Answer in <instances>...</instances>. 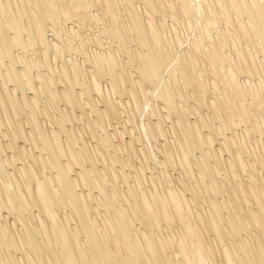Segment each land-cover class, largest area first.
<instances>
[{
  "label": "bare ground",
  "instance_id": "bare-ground-1",
  "mask_svg": "<svg viewBox=\"0 0 264 264\" xmlns=\"http://www.w3.org/2000/svg\"><path fill=\"white\" fill-rule=\"evenodd\" d=\"M155 1H144L150 11L135 0H0V106L8 108L0 113V264H264L262 234L258 238L250 232L240 241L230 240L229 246L221 245L223 236H241L245 225L259 230L264 226L259 211L248 210L253 205L245 208L251 201L263 207L264 189H257L262 181L264 186V146L252 136L264 135V56L260 60L249 43L243 48L238 44L235 57L226 54L225 46L237 43L225 39L227 32L219 39L207 26L188 49L174 53L183 40L175 26L179 18L171 15L175 20L171 23L163 16L155 19V14L166 11ZM119 2L131 10L128 20L137 34L131 36L139 47L123 48L131 40L125 34L127 21L125 33L121 29L126 38L112 25L99 33L105 34L109 46L112 37L119 40L127 60L119 48L107 49L102 39L84 37L80 31L92 20L97 22L99 10L111 14L119 27L124 23L116 21ZM232 2L237 13L249 15L247 21L238 14L242 21L233 28L244 37L258 35L261 41L254 44L264 54V0H217L212 5L227 18L232 7L224 9L223 4ZM213 7L205 6L204 11ZM218 15H206L207 24L217 23ZM68 20L77 28L67 25ZM49 31L56 37L50 38ZM202 59L210 62L205 70L215 77L221 74L218 62L230 64L224 65L229 66L226 76L221 74L223 87L214 83L213 98L212 82L198 73L203 71L197 63ZM169 65L172 69L166 75ZM243 73L248 78L241 80ZM105 77L108 81L103 83ZM154 92L157 101L148 95ZM203 107L206 113L200 111ZM144 138L154 142L151 147L138 146ZM122 153L138 158L140 165ZM150 161L156 170L147 175ZM170 166L179 170V176L170 173ZM219 170L227 173L228 199L209 198L203 205L199 189L207 190L201 184L198 189L192 186V197H187L193 179L201 175L197 179L202 183L209 171L218 176ZM244 174L253 179L249 181L258 180L245 183ZM214 178L205 189L215 196L223 193L225 184ZM239 179L253 197L248 205L241 202L246 197L239 199ZM234 188L240 192H232ZM230 196L249 216L242 217L239 203L235 205L240 213L232 210ZM239 214L252 221L251 226L243 225L246 221ZM208 233L214 237L207 242Z\"/></svg>",
  "mask_w": 264,
  "mask_h": 264
},
{
  "label": "rangeland",
  "instance_id": "rangeland-1",
  "mask_svg": "<svg viewBox=\"0 0 264 264\" xmlns=\"http://www.w3.org/2000/svg\"><path fill=\"white\" fill-rule=\"evenodd\" d=\"M144 1H145V0H135V3L141 4V5L143 6V8H144L145 6H146V8H149V7L147 6L148 4L145 3ZM157 1H158V3H157ZM164 1H165V2H164ZM166 1H167V2H166ZM170 1H171V2H170ZM173 1H174V3H173ZM190 1H191V2H190ZM214 1H217V0H188L187 2L190 3V4L187 3L188 5L185 3V2H186L185 0H179V1H176V0H169V1H168V0H161V1H160V0H156V1H155L157 5H159V4H164V5H165V9H164V10H166V11H162V12H159V13L155 14V17H154L155 19H161L162 16H163V17L167 18V20L169 19V21H170V23H171V21L173 20V18L171 17V15H175L177 19L179 18L178 21H179L180 23H178L177 21L175 22V20H173L172 22L177 23V24H175V26L177 27V32H178L177 34H179L178 36L181 37V38L183 39V40H181V41H182L181 46H183L184 49H183L181 46H179V47H177V49L175 48L176 50L174 49L175 52H174V51H173V52L176 53V54H178V52H179V54H180V53L183 52L184 50L188 49V47H190L189 44L192 42V40L194 41V38H195L196 36L199 37V35L202 34V30L205 28V27H203V26H207V29L211 30V31H212L211 33H212L214 36L216 35V37H217V36L219 35V36H218L219 39H220L221 37H223V35L225 34V32H227V34L224 35L225 39L228 38V42H229V43H232L231 45H233L234 42H235V44L237 43L236 45H233V47L235 46L234 50L232 49V48H233L232 46H230V45L227 46V45H226L225 48H224L226 54L228 53V54L232 55V57H233L234 55H236V53H235V54L233 53L234 51H236V50H235L236 48H239V47H240V48H241V47L243 48V46H245V45H247V44L249 43L251 46H250V45H247V47L249 46L251 51H253L254 53H257V54H258V57H259L260 60L263 59L264 54H262V52H259V51H258V48H256L257 46H255L256 43H259V42L261 41V39H258V38H260V37H259L258 35H255V34H252V35H251V33H249L250 36H249V34H248L247 37H244L242 34H239L240 32H237V31H239V30H237L238 27L233 28V26H234V27H235V26H238L236 23L239 24V22L242 21V19H240V18H243L244 20H247V19L249 20V18H248L249 15L243 13V16H242V13H239V12L237 13L236 5H235V3H234L235 7H233L234 5H233V2H232V4H231V3H230V4L227 3L228 5H227L226 3H224V4H223L224 7H223V6H222V7H223L224 9H226L227 6H229L230 8L232 7V10H233V11L230 10V9H228V10L231 11V13H230V11L227 13V14H228V15H227V18H226V15H225V17H224V16H223V17H220V15H218L219 7H218L217 5H212V4H214ZM220 1H221V0H218V3H219ZM159 2H160V3H159ZM201 2H202V3H201ZM209 2H210L211 4H210ZM223 2H224V1H222L221 3H223ZM228 2H230V1H228ZM196 3H197V4H196ZM198 3H199V4H198ZM215 3H216V2H215ZM122 4H123V5H122ZM177 4H178V5H177ZM192 4H193L194 6H193ZM202 4H203V5H202ZM119 5H120V2H119V4L116 5V7H117L118 9L115 8V10H116V11H117V10H120V11H117L118 13L116 12V14H117V18L120 17V18H119L120 20L118 19V20H116V21L118 22V21L123 20L122 22H124V23L121 24V22H120V23L118 22V23H119V27H118V24H116L115 21H114L115 18H113V19H114V20H113L111 14L108 13V15H107V14L104 12V13H105V15H104V13L101 12V11L99 10V13H100V14H99V16H100L99 18H100L101 20H99V18H98V19H97V22H96L95 19H94V20H92L91 22H89V24L86 26V28H85V27L83 28L84 30H83V29L80 30L81 33L83 32L82 34L85 35L84 37H86V36H91V35L94 36V35H95L96 38H98L99 40L102 39L101 41H102V43L104 44V46L107 45V42H108V41H107V39L105 38V34L99 33L100 30H102V28H104V26H106V25H112V27L117 28V29H120V31H121L122 33H123L122 30H123L124 28H125V29H124V33H125V31L128 29L129 31L126 32L125 34H126L127 36H128V34H129V36L134 35V34L136 33V31H135V30H134V31L132 30V29H134V28H132L133 26L131 25L132 22H131V21L129 22V20L132 19V18L129 19V18L131 17V15H130V14H131V12H130L131 10H130V8H129L126 4L124 5V3H122V2H121V5H122V6H119ZM168 5H169V6H168ZM174 5H175V6H174ZM176 5H177L178 7H177ZM190 5H191V6H190ZM211 5L214 6V7H213V11L211 10L210 12H207V13H206V12L204 11L205 6H206V7L210 6V7L212 8ZM232 5H233V6H232ZM101 6H102V4L99 5V7H101ZM118 6H119V7H118ZM123 6H124V7H123ZM182 6H183V7L188 6V8H189V6H190L189 10L192 11V12H190L189 10H186V11L188 12V13H186V11H184V9H187V7L183 8ZM201 6H202L203 8H200ZM216 6H217V7H216ZM99 7H95V8L93 7V11H94V12L98 11L97 9H98ZM173 7H174L175 9H174ZM179 7H180V8H179ZM191 7H192V8H191ZM198 7H199L200 9H199ZM229 7H228V8H229ZM169 8H170V9H169ZM178 8H179V9H178ZM182 8H183V9H182ZM181 9H182V12H181ZM202 9H203V11H200V10H202ZM221 9H222V8H220V11H221ZM234 9H235V10H234ZM122 10H123V11H122ZM149 10H150V8H149ZM170 10H171V11H170ZM179 10H180V11H179ZM121 11H122V12H121ZM150 11H151V10H150ZM194 11H196V12H194ZM223 11H226V10H223ZM235 11H236V12H235ZM197 12H199V13L197 14ZM202 12H203V13H202ZM212 12H214L213 14L216 13V15H218L217 17H219V18L216 19V22H217V23H215L216 25L213 24V25L210 26L209 24H207V20H205V19H207L210 15L212 16V15H213V14H211ZM221 12H222V11H221ZM226 12H227V11H226ZM102 13H103V14H102ZM119 13H120V14H119ZM121 13H122V14H121ZM127 13H128V14H127ZM144 13H145V12H144ZM170 13H171V14H170ZM182 13H183V14H182ZM200 13H201V15H200ZM209 13H210V15H209ZM232 13H234V14H232ZM123 14H124V16H123ZM193 14H194V15H193ZM195 14H196V15H195ZM203 14H204V15H203ZM238 14H241V16L239 15L240 18L238 17ZM118 15H120V16H118ZM144 15H146V14H144ZM179 15H180V16H179ZM183 15H184V16H183ZM185 15H186V16H185ZM206 15H207L208 17H207ZM230 15H232V16L234 17V19H232L233 17H231V19H230V17L228 18V16H230ZM234 15H236V16H234ZM110 16H111V17H110ZM128 16H129V18H128ZM169 16H170V17H169ZM182 16H183V17H182ZM188 16H189V17H188ZM192 16H193V18H192ZM185 17H186L187 19H185ZM204 17H205V18H204ZM206 17H207V18H206ZM217 17H215V18H217ZM236 17H237V18H236ZM121 18H122V19H121ZM123 18H124V19H123ZM146 18H147V15H146ZM171 18H172V19H171ZM181 18H183V19H181ZM194 18H195V19H194ZM103 19H104V20H103ZM128 19H129V20H128ZM198 19H199V20H198ZM219 19H221L220 21H221L222 24L220 23ZM226 19H227V22H225ZM237 19H240V20L237 21ZM109 20H112V21H109ZM124 20H125V21H124ZM185 20H186V21H185ZM204 20H205V21H204ZM244 20H243V21H244ZM248 20H247V21H248ZM71 21H73L75 24H74L73 22H71ZM102 21L105 22L106 24H105V23L103 24ZM126 21H127V22H126ZM228 21H230V22L228 23ZM109 22H111V23L109 24ZM113 22H114V24H115L116 27L114 26V24H112ZM125 22L127 23V25H128V23H129V25L127 26V29H126V27L123 26V25H125ZM189 22H190V23H189ZM90 23H91V24H90ZM186 23H187V24H186ZM200 23H201V25H200ZM205 23H206V24H205ZM218 23H219L220 25H219ZM225 23H226V24H225ZM231 23H232V24H231ZM202 24H203V25H202ZM234 24H235V25H234ZM67 25L74 26L75 28H77V27H76L77 23H76L74 20H68ZM193 25H194V26H193ZM208 25H209V26H208ZM222 25H223V26H222ZM225 25H226V26H225ZM230 25H231L232 27H231ZM90 26H91L92 28H91ZM130 26H131V27H130ZM181 26H182V27H181ZM187 26H188V29L185 28V27H187ZM191 26H192V27H191ZM224 26H225V27H224ZM250 26H251V25H250ZM88 27H90V28H88ZM123 27H124V28H123ZM189 27H191V28H189ZM193 27H194V28H193ZM200 27H203V28H200ZM212 27H213V28H212ZM219 27H220V28H219ZM226 27H227V28H226ZM230 27H231V28H230ZM122 28H123V29H122ZM198 28H199V29H198ZM249 28H250V27H249ZM95 29H96V30H95ZM98 29H99V31H98ZM121 29H122V30H121ZM183 29H184V30H183ZM194 29H195V30H194ZM213 29H214V30H213ZM250 29H251V28H250ZM199 30H200V31H199ZM217 30H218V31H217ZM225 30H226V31H225ZM230 30H231V31H230ZM236 30H237V31H236ZM179 31H180V33H179ZM216 31H217V32H216ZM200 32H201V33H200ZM232 32H233V33H232ZM52 33H53L52 31H49V32H48V34H51V35H50V38L53 37V36L56 37L55 35H52ZM90 33H91V34H90ZM122 33H121V34H122ZM124 33H123L122 35H123V37L126 38V35H125ZM133 33H134V34H133ZM187 33H188L189 35H188ZM190 33H191V34H190ZM218 33H221V34H218ZM229 33H230V34H229ZM181 34H182V35H181ZM234 34H235V35H234ZM237 34H238V35H237ZM102 35H103V36H102ZM135 35H137V34H135ZM180 35H181V36H180ZM191 35H192V36H191ZM227 35H228V36H227ZM240 35H241V36H240ZM97 36H98V37H97ZM129 36L127 37V40L129 39ZM183 36H184V37H183ZM220 36H221V37H220ZM233 36H234V37H233ZM248 36H249L250 38H249ZM253 36H254V39H253ZM255 36H256V37H255ZM226 37H227V38H226ZM235 38H236V39H235ZM248 38H249V39H248ZM108 39H109V38H108ZM112 39H113V37H112ZM112 39H111L110 41H112L111 43H113V44H112L111 46L107 45L108 48H107L106 46H105V47H106L107 49H110V50H112V48H114V49L117 48V49H118V48H119V40H117V39H115V38H114L113 40H112ZM130 39L132 40V42H131V40H129L123 48H127V47H128V48H127L128 50H129L130 47H131V48H138V47H139V46H137V45H139L138 42H137L136 40H133L132 36L130 37ZM231 39H232V40H231ZM250 39H252V40H250ZM116 40H117V41H116ZM234 40H235V41H234ZM238 40L240 41V43H238V42H239ZM258 40H259V41H258ZM113 41H114V42H113ZM184 41H185V42H184ZM237 41H238V42H237ZM254 42H256V43L254 44ZM105 43H106V44H105ZM116 43L118 44V46H117ZM129 43H130V44H129ZM186 44H187V45H186ZM238 44H239V45H238ZM131 45H132V46H131ZM204 45H206V44H204ZM237 45H238L239 47H238ZM242 45H243V46H242ZM207 46H208V45H207ZM207 46H204V47H205L204 49H206V50L208 51ZM236 46H237V47H236ZM110 47H111V48H110ZM175 47H176V46H175ZM230 47H231V48H230ZM92 48H95V45H92ZM131 48H130V49H131ZM170 48H171V47H170ZM179 48H180V49H179ZM208 48H209V46H208ZM229 48H230V49H229ZM96 49H97V48H96ZM252 49H253V50H252ZM105 50H106V49H105ZM119 50H120V48H119ZM171 50H172V48H171ZM171 50H170V51H171ZM177 50H178V51H177ZM181 50H182V51H181ZM19 51H20V50H19ZM121 51H122V53H121ZM176 51H177V52H176ZM180 51H181V52H180ZM227 51H228V52H227ZM231 51H232V53H231ZM125 52H126V50L123 49V50H120L119 53H120L122 59L127 60V59H128V57H127V56H128V53H127V52L125 53ZM31 53H32V51L29 52V54H31ZM75 54H76L77 57H79V58H80V57H81V58L83 57L82 54H80V53H75ZM78 54H79V55H78ZM261 54H262V55H261ZM126 55H127V56H126ZM230 55H229V56H230ZM32 56H33V55H32ZM69 56H70V54L66 55V57H69ZM200 57H201V56H200ZM234 57H235V56H234ZM59 61H60V59H59ZM202 61H204V60L202 59ZM207 61H208V60H206V62H207ZM206 62H205V61H204V62H201V61H200V62H197L200 66H199L197 63H196V64H197L196 66H197V68H198V66H199V69L203 70L202 72H201L200 70L198 71V73L200 74L199 76H201L200 79H204L203 77H205L206 80L208 79L209 81L212 82V85H211V88H212V89L210 88V89H211L210 92H211V94H213V92H217V91L215 90V88L217 89L218 86H219V87H223L224 84H223V82H222L221 79H222L224 76H226V74H227L226 71L229 69L230 64H229V62H227V61H226L227 64H225V63L222 64V63L218 62V64H219V65H218V70H220L221 74H223L224 76L220 74L218 77H215V75H214L212 72H209V73H211V74H209V73H207V71L205 70V69H206V65H207V68H208V69H210V67H211V66H210V62H209V63H208V62L206 63ZM136 64L138 65L137 62H136ZM205 64H206V65H205ZM171 65H172V64H171ZM202 65H203V66H202ZM208 65H209L210 67H209ZM224 65H225V66L229 65L228 67H226V68H228V69H226ZM129 67H130V66H129ZM201 67H202V68H201ZM203 67H204V68H203ZM167 69H168V70H167ZM170 69H172V68H171V66L169 65V66L166 68V75H167V71L169 72ZM117 70H121V69H120V68H119V69L117 68ZM132 70L135 71V69H134L133 67H132ZM197 70H198V69H197ZM204 70H205L206 72H205ZM37 71L39 72L38 69L36 70V72H37ZM43 72H45V71H43ZM200 72H201V73H200ZM223 72H225V73H223ZM41 73H42V72H41ZM178 74H179L178 76H179L180 78H182L183 75L180 76V72H179ZM219 77H220V79H219ZM105 78H106V79H105ZM105 78L102 79L103 83L108 81L107 77H105ZM238 78L241 79V80H242V79L244 80L245 78L247 79L248 77H247L246 74L243 73V74H239V77H238ZM211 79H212V80H211ZM216 79H219L220 81H219V80L216 81ZM214 81H215V82H214ZM218 81H219V83H218ZM214 83L217 84V85H216L217 87H215ZM9 84H10V83H9ZM179 84L182 85V83H179ZM179 84H177L178 87H180ZM76 87H78V86H76ZM219 87H218V88H219ZM59 88H62V87L59 86ZM190 88H191V87H188L189 92H191V89H190ZM220 89H221V88H220ZM213 90H214V91H213ZM156 93H157V92H154V94L152 93L153 95H152V94H148L149 96L151 95V96H150L151 100H155V99H156V97H154ZM211 94L209 93V97H211ZM153 97H154V99H153ZM213 97H214V94H213L212 98H213ZM155 101H157V100H155ZM191 102H192V100H191ZM60 103H62V102H60ZM193 103H194V101H193L191 104H193ZM194 104H197V103L195 102ZM62 105H63V104H62ZM62 105H61V106H62ZM63 106H64V105H63ZM63 106H62V107H63ZM149 107H150V106H149ZM149 107H148V108L146 107L147 109H145L147 114H148V111H150V110H149ZM1 108H3V109H1ZM0 109H1V110H0V113H2L3 111L5 112V110H7L8 108H6V106H0ZM4 109H5V110H4ZM2 110H3V111H2ZM200 111H203L204 113H206L208 110H207V107H205V108L203 107V108L200 109ZM203 112H202V113H203ZM124 114H125V113H124ZM124 114H123V116H124ZM144 114H145V113H144ZM144 114H143L142 117H143L144 120L147 121L146 115H145V118H146V119L144 118ZM2 115H3V114H0V118H1ZM24 115H25V114H24ZM25 116H26V115H25ZM125 116H127V115L125 114ZM125 116H124V118H126ZM191 116H193L192 119H194V118L196 117L194 114H192ZM138 120H139V119H138ZM70 124H71V123H70ZM70 124L68 125L69 127L72 126V125H70ZM168 124H170V123L168 122L167 125H168ZM54 125H56V124H54ZM75 125H78L77 122H76ZM216 125H217V124H216ZM78 126H79V125H78ZM80 126H81V125H80ZM80 126H79V127H80ZM56 127H57V125H56ZM242 127L244 128V126H240V127H239V129H238L239 132H241ZM57 128H58V127H57ZM237 128H238V127H237ZM240 128H241V129H240ZM242 130H243V129H242ZM81 131H82V132H85V131H83V130L81 129V127H80V131H79V132H81ZM82 132H81V133H82ZM230 132H231V131H230ZM82 134H83L84 136L86 135L85 137H88L87 133H85V134L82 133ZM259 134H261V133H258V134H256V135H253V136H252V139L254 140V139L258 138V140H260V142H261V146H262V145L264 146V135H261V137H260ZM63 135H64V134H63ZM228 135H230V133H229ZM64 136H65V135H64ZM172 136H173V135H172ZM172 136H171V138H172ZM125 137H128V135H126ZM262 138H263V139H262ZM95 140H96V139H92V142H93L94 144L96 143ZM143 140H144L145 142H144V141H138V142H137V144H138L139 147H141V146H145V145H147V144H148V145H147L148 147H151V144L154 143L152 140L149 142V141H147L145 138H144ZM140 142H141V143H140ZM142 142H143L144 144H143ZM148 142H149V143H148ZM152 142H153V143H152ZM252 142H253V141H252ZM19 143L21 144L22 142L19 141ZM149 144H150V145H149ZM216 145L218 146V145H219V142H217ZM198 153L200 154L201 151H200V150H197V154H198ZM122 154H123V155H121V156H124V155H125L124 157H125V158H128V159L131 161L132 164H135V165L137 164V166L140 165L138 158L133 157V156H129V157H130V158H129V157L127 156L128 153H127V154H126V153H122ZM159 154H160V153H157V156H158L159 158H161V155L159 156ZM226 154H227V153H226ZM226 154L224 155V157H227ZM246 158L249 159V160H251L250 157L245 156V159H246ZM193 159H194V161H195V157H193ZM136 160H137V161H136ZM210 160H211L210 162H211L212 164H216V163L214 162V161H216V160H213V159H210ZM213 162H214V163H213ZM87 163H88V166L91 167V163H89L88 161H87ZM196 163H197V161H196ZM150 164H151V166H150ZM118 165H119V164H118ZM118 165H117V167L120 168V165H119V166H118ZM100 167H101V166H100ZM148 167H149V168H146V174L148 173L149 175H151L150 173H152V172H154V171L156 170V168H155L156 166H155V164L152 163V161H150ZM152 167H154V168H152ZM196 168H197L196 171L198 172L200 169L198 170L199 167H196ZM219 168L222 169L221 166H220ZM127 169H128V168H127ZM149 169H150V170H149ZM168 169H169L170 173L172 172L171 174H172L173 176H179V174H178V173H179V170L176 171V170L173 169V167H171V166H170ZM248 169H249V168H248ZM223 170H224V169H223ZM223 170H219L220 173H218V174H219L218 176H216V175H217V172H216V174H215V172H214V175H215V176H214V175L212 174L213 172H212V171H209V172H210L209 176L212 177L213 180H211V178H209V176H207V177H203V181H202V183H200L201 180H198V179H200V176H201V175H198V176H199V177H197L198 179L195 178L198 182H196V180L193 179V180H192V184H190V186H189V189H190V190H187V191H186V195H187V197H188V196H189V197H192V194H193L192 192H193V191L191 192V190H192L193 188H196V187L200 188V186L197 185V184H201V189H203V187L208 188V187H206V186L209 184V182H210V184L213 183V181H214V179H215L214 177H218V179H220L221 181H223V183L225 184V186H224L223 189H222V190H223V193H222V190H221V188H220V190H221L220 193H222V194H217V195L215 194V196H214V193L209 192V191H210V188H209V190L204 188L203 190H207V191L202 192V190L199 189L200 193H202V194H200V197H199V198H198V196H199V194H198L197 198L200 200V203H203V205H205V206H206V203H207V202L204 203V201H205L206 199H209V198H210V199L212 198L213 200H216V201H217L218 199L220 200V199L223 198V197H225V198L228 199V198H229V195H230L229 193L231 192V191H230V192L228 191V189H229L228 187H229L230 185H228L229 181H228V183H227V181H224L225 178H226L225 180H228V179H227V175H225V173H226V172H224L225 170H224V171H223ZM249 170H250V169H249ZM151 171H152V172H151ZM219 171H218V172H219ZM221 171H222V172H221ZM200 172H201V170H200ZM211 172H212V173H211ZM261 172H262V174L264 175V173H263L264 171L261 170ZM249 173H250V171H248V173H245V174H249ZM148 174H147V175H148ZM155 174H156V173H155ZM222 174H223V175H222ZM226 174H227V173H226ZM245 174H244V175H245ZM244 175H243V177H246L247 179L250 178V180L252 179L251 177H249V176H247V175L244 176ZM180 177H181V176H180ZM224 177H225V178H224ZM255 177H256V176L254 175V179H255ZM222 178H223V179H222ZM246 178H245V179H246ZM181 179H182V178H181ZM201 179H202V177H201ZM247 179H246V180H243V181H244L245 183H248V182H251V183H252V182H255V180H256L257 178H256L254 181H249V179H248V180H247ZM204 180H205V182H204ZM210 180H211L212 182H211ZM252 180H253V179H252ZM257 180H258V179H257ZM241 181H242V180H240V179L238 180V182H239V184H240L239 186H240L241 191H242L241 194H240V198H239V199H243V197H244V198L246 197V199L248 200V202H247L246 199H245V200H244V199L241 200V202H242V201H245V204H246V203L249 204V202L253 199V197H252V195H250V194H248V193L246 192L247 190H246V191L244 190V188H245V183H243V184H244V187H243V186H242L243 184L240 183ZM243 181H242V182H243ZM259 181L261 182L260 179H259ZM259 181H257V182L259 183ZM178 182H179V179H178V181H177V179H176V180H175V183L177 184ZM179 183H180V182H179ZM261 183H263V181H262ZM261 183H260V185H259V186H261V187H259V189H257V190H259V191H260L262 188L264 189V186H263V184H261ZM206 184H207V185H206ZM249 184H250V183H249ZM179 185H180V184H179ZM192 186H193V188H192ZM194 186H195V187H194ZM227 186H228V187H227ZM226 187H227V188H226ZM198 188H196V189H198ZM224 188H226V189H224ZM231 188H233V186H232ZM240 188H239V189H240ZM260 188H261V189H260ZM239 189H238V190H239ZM242 189H243V190H242ZM263 189H262V191H263ZM224 190H225L226 192H225ZM238 190H237V189L235 190V188H234V190H233L232 192H234V191L237 192ZM244 191H245V192H244ZM259 191H258V192H259ZM262 191H261V192H262ZM189 192H191L192 194L189 193ZM224 192H225V193H224ZM235 192H234V193H235ZM239 192H240V190H239ZM263 192H264V191H263ZM207 193H208V194H207ZM237 193H238V192H237ZM242 193H245V194H242ZM246 193L249 195V197L245 196V195H247ZM212 194H213V195H212ZM253 194H254V193H253ZM190 195H191V196H190ZM208 195H209V196H208ZM238 195H239V194H237V196H238ZM242 195H244V196H242ZM205 196H206V197H205ZM210 196H211V197H210ZM216 196H217V197H216ZM263 196H264V194H263ZM263 196L261 197V200H263V202H261V203H262V205H263V207H264V199H262V198H264ZM207 197H208V198H207ZM204 198H205V199H204ZM231 198H232V197L230 196V199H229V200L231 201V202H230V203H231V207H233L232 210H233V211L235 210L234 212L236 213V210H237V212H239V209L242 208L243 210L240 209V210H241L240 212L244 211L243 214L241 213V214H242V217L245 218V217L249 216L247 213H245L246 211H245V209L243 208L244 206L241 207L242 204L239 203V201H237V202L235 201L237 204L239 203V204H238L239 206L236 204V205L238 206V208H239V209H237V207H236V205H235V202H234L235 198H234V200H232L233 198H232V199H231ZM249 198H251V199H249ZM239 199H238V200H239ZM201 200H202V201H201ZM219 200H218V201H219ZM221 200H222V199H221ZM218 201H217V202H218ZM253 201H254V200H253ZM254 202H255V201H254ZM258 203H259V202H256L255 205L258 206ZM207 204H208V203H207ZM248 204H246V205H248ZM252 205H253L254 207H253ZM255 205H254V203L251 201V204L248 205V207L246 206L245 208H249L250 206H252V207H250V209H248V210H251V208H253V210L256 211V212H254V213H256V214H257V211H259V212H258V215H257V216H258V219L260 220V218H261L262 221L260 220V221H261L260 223L263 222V224H264V221H263V219H264V211H262V210H263V209H262L263 207H262V206H261L262 208L260 207V203H259V207H260L259 209H258L257 206H256L257 208H255ZM256 209H258V210H256ZM260 210H261L262 214L260 213ZM240 212H239V213H240ZM226 213H228V212H226ZM244 213H245L247 216H245ZM260 214H261V215H260ZM243 215H244V216H243ZM259 215H260L261 217H260ZM239 216L241 217L240 214H239ZM242 217H241V220H242V221H246L247 218L243 220ZM262 217H263V218H262ZM248 219H249V217H248ZM249 220H250V219H249ZM247 222H248V223H247ZM251 222H252V221H251ZM251 222H249V221L243 222V225H244V223H245V224L247 223V226H249L248 224H250ZM261 225H262V224H261ZM250 226H251V224H250ZM245 227H246V225L243 227L244 229H242L243 232H241V236H237V237L234 236V237H235L234 239H232V238H230V237H226V236L224 237V236H223V238H221V239H222L221 243L223 242L221 245H222V246H225L227 243H228V244H229V243H232L230 240H233V241H234V240L236 239L235 241H238V240L240 241V240L242 239L241 237H243V236H244V237H245V236L248 237V236H251L253 233H255V234H254L255 236H253V237H257V236H258V238H261V237H260L261 234L263 235V236H262V235H261V236L264 237V230H263V227H264V226H262V228H261V226H259V227L261 228V230H259L258 227H257L258 230L255 229L256 227H254V225H253L252 227H249V228H248V227L245 228ZM245 229H246V230H245ZM248 232H249V233H248ZM250 232H251L252 234H251ZM261 232H262V233H261ZM245 233H247V234H245ZM242 235H243V236H242ZM256 235H257V236H256ZM207 236H208V238H207V242L213 240V237H214L213 233H208ZM226 238H227V239H226ZM210 239H211V240H210ZM225 239H226V241H225ZM262 239H264V238H262ZM262 239H261V240H262ZM262 243H263V245H264V242H263V241H262ZM228 244H227V245H228ZM229 245H230V244H229ZM229 245H228V246H229ZM248 250H249V249H248ZM249 251H250V250H249ZM238 253H239V251H238ZM251 254H252V253H251ZM237 258L239 259V262H240V259H241V258H239V257H237ZM237 263H238V262H237Z\"/></svg>",
  "mask_w": 264,
  "mask_h": 264
}]
</instances>
